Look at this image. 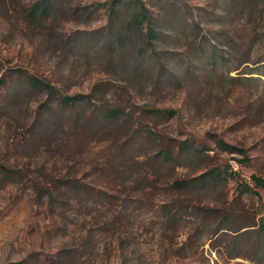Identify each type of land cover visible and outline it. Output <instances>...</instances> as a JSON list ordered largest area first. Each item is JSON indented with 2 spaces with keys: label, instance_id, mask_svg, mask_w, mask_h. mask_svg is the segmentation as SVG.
<instances>
[{
  "label": "rangeland",
  "instance_id": "1",
  "mask_svg": "<svg viewBox=\"0 0 264 264\" xmlns=\"http://www.w3.org/2000/svg\"><path fill=\"white\" fill-rule=\"evenodd\" d=\"M113 2L0 0V264H254L224 218L264 216V190L233 179L264 177V84L226 72L237 48L264 57V0H141L143 31L125 0L119 43ZM222 32L226 67L203 68L199 42ZM211 171L205 189L174 186Z\"/></svg>",
  "mask_w": 264,
  "mask_h": 264
},
{
  "label": "trees",
  "instance_id": "2",
  "mask_svg": "<svg viewBox=\"0 0 264 264\" xmlns=\"http://www.w3.org/2000/svg\"><path fill=\"white\" fill-rule=\"evenodd\" d=\"M138 4H135L137 6L133 19H132V26H134L136 29L140 28L142 31L144 29V25L147 23H150V11L146 7L144 3L141 2V0H136ZM125 0H114L113 5H112V16L116 19L115 21V31L114 33L117 34L114 37V40L116 43L124 41L127 36L124 32V30L120 26V15H121V10L122 6ZM257 1L253 2V11L252 13L256 12L257 8ZM169 31H171V35L174 38L180 37V32L177 27V24L175 20H170L169 22ZM158 28L154 27H149L148 29V40H149V45L155 49L156 47H159V45L162 43L160 42L162 37L160 34H158ZM226 33L222 32L220 36V40L216 41H207L206 43L204 42H199V49H206L210 53L209 56L207 57H200L198 61L203 62L202 67H206L209 65L211 62L214 63V66L218 67H226L225 62L227 61L225 58L218 57V51H221L219 47H225L227 45L226 41ZM257 37L260 38L258 35ZM117 45V44H116ZM115 45V46H116ZM113 46V47H115ZM237 47L238 44H235ZM199 53V52H198ZM196 53V54H198ZM240 51L236 52V56L234 58V64H232L228 69H227V77L231 81H237L241 84L248 83L249 85H258L257 87H260L264 84V57H259L258 59H255L254 61H244L241 60L240 57ZM123 67L128 68L127 62L122 61ZM251 64V66H247L249 69L248 73H243L240 71L242 69V66L245 64ZM233 72H239L237 77H232L231 74ZM30 80L35 82L37 85H43V87L48 90L49 92H53V88H51V85L43 82H39L31 77H29ZM35 80V81H34ZM34 83V84H35ZM259 89V88H258ZM81 97H65L63 99L64 103H76ZM121 115V112L117 110H113L110 113H107L105 116L108 118H114L118 117ZM218 144L222 147L224 151H230L233 153H236L242 157L241 163L244 165H250L252 163V157L250 156L249 152L247 149L238 147V146H233L224 140H219ZM196 154L189 153V157H193ZM216 176L212 171L207 172L206 174L200 176L199 178L192 180V181H182V182H177L175 183V187L177 189H205L209 182L214 181V183H218L220 180V177ZM233 179L235 182L243 187L249 190L251 194H254L259 198L261 201V196L259 193H257V190H264V177L260 175H252L248 180L245 179L242 174L238 171L234 172ZM256 190V191H255ZM224 221H229L233 222L235 225L234 228V233L236 234V237H245V236H250L253 240V243L251 245L250 249V255L248 256L249 260L254 263V264H262V261L264 260V216L260 217L259 219L254 218L253 220H247L245 218H242L241 216L233 218L232 216H226L224 218ZM223 230H228L227 228H222L219 232H222ZM237 252V245L235 246L234 250L232 251L231 258L236 259L239 258L240 256L236 253Z\"/></svg>",
  "mask_w": 264,
  "mask_h": 264
}]
</instances>
